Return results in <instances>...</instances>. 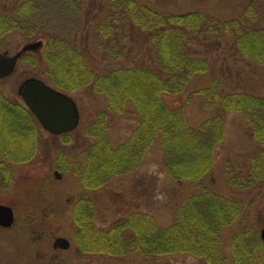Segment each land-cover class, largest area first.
<instances>
[{
  "label": "trees",
  "instance_id": "16d2710c",
  "mask_svg": "<svg viewBox=\"0 0 264 264\" xmlns=\"http://www.w3.org/2000/svg\"><path fill=\"white\" fill-rule=\"evenodd\" d=\"M52 1L56 5L53 22L48 0H25L10 16L0 10V38L18 30L31 41L41 42L43 48L36 55L22 58L36 67L44 66L40 76L56 89L73 93L93 87L106 96L108 110L86 131L96 138L87 149L86 164L74 167L82 185L101 188L110 178L133 172L160 139L165 171L174 180H188L199 188L176 209L175 220L167 227L151 214L136 211L103 229L94 223L93 203L86 198L79 200L73 217L77 225L74 237L81 250L115 256L139 253L157 260L185 254L198 259V264H227L222 232L244 218L248 210L244 201L217 194L205 188L202 180L211 172L216 147L225 138V115L234 113L244 117L261 147L247 175L237 184L243 188L264 185V97L245 91L226 92L222 83L213 79L193 91L201 98L202 107L214 113L198 125H192L184 106L170 108L163 98L185 92L195 76L208 72V60L192 50L203 36L233 41L238 53L264 65V10L251 4L231 18H215L200 10L175 14L135 0H111L114 6L111 4L109 22L95 25L99 47L107 53L104 58H123L125 37L120 28L132 22L151 40L155 64L121 66L100 75L86 61L73 37L54 29L74 25L81 13L78 1ZM131 109L139 117L138 125L126 141L112 146L108 137L110 115ZM42 132L27 106L6 96L0 88V177L4 185L12 181L10 164H24L37 155ZM238 232L231 239L233 264H264L260 233L252 228Z\"/></svg>",
  "mask_w": 264,
  "mask_h": 264
},
{
  "label": "rangeland",
  "instance_id": "374dc122",
  "mask_svg": "<svg viewBox=\"0 0 264 264\" xmlns=\"http://www.w3.org/2000/svg\"><path fill=\"white\" fill-rule=\"evenodd\" d=\"M23 1L0 0V10L10 16ZM48 1L50 22H53L56 20V5L53 4L55 1ZM77 1L81 13L74 25L54 29L73 37L77 48L85 53L86 61L96 73L107 74L121 66H154L155 49L152 42L132 22L120 28L125 37L121 47L123 58L106 60L107 53L99 47L100 39L96 38L95 25L105 20L109 22L113 9L111 4L114 6V3L111 0ZM135 1L167 13L200 10L211 17L231 18L241 12L250 0ZM259 6L264 10V2ZM204 37L192 45V50L195 55L208 60V72L195 76L185 92L168 94L163 98L170 108L184 106L192 125H198L214 114L202 107L201 98L193 92L213 79H218L226 92L245 91L264 97V65L238 53L233 41ZM35 43L28 39L24 31L14 30L0 38V53L13 56L26 45ZM42 48L40 43L36 49L23 55L31 58ZM31 63L21 58L13 75L0 80V88L6 96L23 103L19 93L23 83L29 78L45 80L40 76L44 66L36 67ZM45 83L53 86L49 81ZM67 94L78 104L81 114L79 127L67 136H53L43 130L39 135L37 155L27 163L10 164V184L4 185L0 177V204L12 207L16 215L12 228H0V264H198V259L185 254L157 260L139 253L115 256L81 250L74 237L77 225L73 217L74 205L79 200L86 198L93 203L94 223L103 229L115 226L136 211L151 214L157 223L167 227L174 222L176 209L185 205L191 196L199 192V188L188 180H174L165 171V155L160 139L133 172L112 177L101 188L82 185L74 167L77 163L86 164L87 149L96 139L87 135L86 131L90 130L89 127L103 111L108 110V101L104 94L97 93L93 87ZM133 113L131 109L125 114L110 115L108 137L112 146L131 136L139 123V117ZM225 122V138L216 147L213 168L202 180V185L226 198L242 200L246 204V216L222 232V251L227 256V264H233V235L243 229L252 228L258 233L264 229V185L243 188L237 184L247 175L248 166L261 147L251 136V127L244 117L228 113ZM68 165H71L69 169ZM57 237L67 239L71 249H54L53 243Z\"/></svg>",
  "mask_w": 264,
  "mask_h": 264
},
{
  "label": "water",
  "instance_id": "95a60500",
  "mask_svg": "<svg viewBox=\"0 0 264 264\" xmlns=\"http://www.w3.org/2000/svg\"><path fill=\"white\" fill-rule=\"evenodd\" d=\"M38 45H27L24 50L13 56L0 54V79L9 77L15 71L22 52L36 48ZM19 93L43 129L49 133L53 135L69 134L79 126V108L75 100L68 94L37 78L27 79L20 87ZM14 222V209L9 205L0 204V226L12 228ZM260 237L264 242V229L261 230Z\"/></svg>",
  "mask_w": 264,
  "mask_h": 264
},
{
  "label": "flooded vegetation",
  "instance_id": "af4514ba",
  "mask_svg": "<svg viewBox=\"0 0 264 264\" xmlns=\"http://www.w3.org/2000/svg\"><path fill=\"white\" fill-rule=\"evenodd\" d=\"M263 2H264V0H250L249 4L246 5L244 8H242V11L246 10L251 4H253L254 8H257L259 10V9H261L260 6H259V3H263ZM67 135H69V134H62V135H56V136H67ZM70 166L71 165H69V168H70ZM56 175H58V174H56ZM70 247H71L70 242L67 239H65V238L57 237L54 240L53 248L56 249V250H61V251H64V249L65 250H69V249H71Z\"/></svg>",
  "mask_w": 264,
  "mask_h": 264
}]
</instances>
